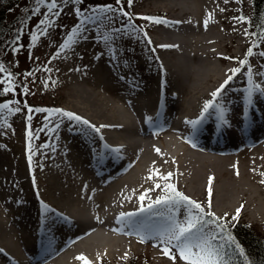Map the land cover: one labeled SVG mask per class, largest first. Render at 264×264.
<instances>
[{
    "label": "rangeland",
    "instance_id": "1",
    "mask_svg": "<svg viewBox=\"0 0 264 264\" xmlns=\"http://www.w3.org/2000/svg\"><path fill=\"white\" fill-rule=\"evenodd\" d=\"M198 1L199 14L194 19L180 9L179 0H132L131 4L128 0H120L119 4L116 0H57L55 11L60 13L58 16L49 12L50 0L2 1V4L7 5L0 25V65L6 71L0 73V80L10 73L13 84L12 91L3 93V88L7 85L0 83V104H8L10 109H21L14 113H10L8 109H0V156L7 153L9 138L13 141V146L10 145L12 149L14 147L21 152L22 171L24 170V174H20L12 182V186L5 189L4 196L10 197L14 206V200H18L31 206L30 210L35 215L46 210L43 203L48 199L56 207L70 211L69 201L46 184L50 166L65 167L75 157L85 159V165L92 167L89 160L95 154L99 160L106 157L112 162L113 158L103 149L104 144L116 143L119 137L139 139L140 152L145 148H166L169 143L165 137L167 131L179 144L195 147L210 158L227 156L235 150L233 136H216L210 140L212 148L205 150L195 146V143L197 138L205 140L207 130L217 118L215 112L224 108L221 102L234 101L239 107L245 108L249 105L246 101V89L250 87V81L264 86V56L260 55L264 52V39L258 37L255 42L244 34L245 30L249 33L248 22L253 12L250 0H228L227 3L225 0ZM107 5H111L113 11H99ZM123 13L129 15L125 16ZM239 16H244L247 20L241 22L236 19ZM146 17L158 18L163 23H153ZM205 19H208L207 26L203 23ZM41 21L44 23L41 24ZM42 29H47L43 35L40 34ZM33 34L38 38L33 39ZM188 35L196 37L193 40V52L187 56L190 72L199 65L204 69L215 66L218 72L210 76L209 80L205 78L206 81L196 82L192 80L193 72L184 81L185 86H193L191 89H174L171 65L180 52L177 47L161 46ZM69 36H73L72 41H68ZM66 41L69 47H61ZM253 45H256L253 47V54L245 56L247 49ZM106 53L115 56L112 58ZM105 57L116 62L115 64L119 63L122 69L107 66L101 59ZM240 60H246V64L241 66ZM234 68H240V71L213 100L211 93L232 75L230 70ZM148 86L153 91L154 98L147 102L146 111L157 114L156 111L162 109L166 111L165 115L160 113L157 118L168 115V120L178 115L184 116L187 121L199 119L200 123L197 125H188L194 136L183 133L171 121L161 124L154 122L149 126L130 129L118 123L120 121L116 109L131 111L135 115L129 101L139 102L145 99V88ZM251 99L253 107L250 105L247 108L252 115L257 111L264 114L260 93L254 94ZM179 100L183 103L179 104ZM210 100H213V106L201 118L203 106ZM29 108L46 111L30 112ZM55 109L74 113L89 124L69 120L53 111ZM242 116L245 118L242 122L247 124L246 117L249 116L237 113L234 117L225 116L229 122L227 125L233 124L237 130L234 123L237 122L236 118ZM248 126L242 128L247 134L246 144L254 147L255 144L262 143L264 131L256 136ZM95 128H99V132ZM90 139L96 144H90ZM100 143H104L103 148ZM91 145L92 148L97 147L94 152L89 151ZM59 148L63 151L61 158L56 155ZM113 150V153H118L116 148ZM102 177L97 176V180H102ZM178 177L180 176L169 177L155 193V199L167 192L166 184H171L180 193L200 203L205 212L213 213L216 218L222 217L223 220H218L217 223L225 224V229H216L215 234L216 243L223 245V256L231 255L232 251L237 250L235 245V249L232 246L234 240L231 232L236 225L244 226L264 242V217L253 213L260 201L264 200V187H255L261 193L246 205L248 214L242 216L240 213L238 219L232 220L236 209H220L215 206L213 199L203 198L190 191L186 179H177ZM33 179L41 187L37 196L31 193L35 191ZM10 206L16 211L15 215L20 217L19 208L12 207V204ZM157 211L160 215L143 213L130 218L128 224L144 227L140 232L142 234L119 233V238L127 240L125 244L119 243L118 251L113 255L105 250L102 253L110 260V264H186L178 254L175 261L164 256L163 245L154 233L166 227L169 218L177 222L183 220L188 214L187 207L156 205L153 213ZM205 219L210 220L212 217L206 216ZM26 225L34 231L36 226L40 228L44 223L39 220L31 223L28 220ZM156 225L157 229L154 228ZM211 227L215 228V225ZM73 231V227L65 226L63 233L70 236ZM92 234L85 230L70 246H75L77 241ZM59 242L60 240L55 242L54 246ZM172 251L175 253L174 249ZM93 264L104 263L95 259Z\"/></svg>",
    "mask_w": 264,
    "mask_h": 264
},
{
    "label": "bare ground",
    "instance_id": "2",
    "mask_svg": "<svg viewBox=\"0 0 264 264\" xmlns=\"http://www.w3.org/2000/svg\"><path fill=\"white\" fill-rule=\"evenodd\" d=\"M178 6L192 19L199 14L200 3L198 0H179ZM195 38L188 35L183 38H175L171 44L163 43V46L177 47L180 52L171 65L174 89L176 87L181 90L191 89L193 86H185L184 81L193 72H195L192 76L193 82L203 81L205 78L209 80L210 76H214L218 72L215 66L204 69L202 65L190 72L191 66L187 56L193 52ZM106 54L112 58L115 56L111 53ZM101 59L109 67L122 69L119 63L115 64L116 62L114 63L108 57ZM141 85L143 86V84ZM145 89V99L139 102L129 101V105L136 112L135 115H132L131 111L125 112L124 109H116L119 114L120 122L118 123L122 127L130 129V127L146 126L150 121V114L145 107L147 102L152 101L154 97L149 86ZM260 100L264 107V94H260ZM178 102L179 104L183 103L180 100ZM221 105L224 108L215 112L217 118L211 123L207 130L208 135H205L204 139L210 141L213 137L220 135L223 137L233 136L235 150L227 156L210 158L195 147L179 144L167 131L165 137L169 141L166 144L167 147L169 146L168 148L151 150L145 148L140 152L141 141L139 139L119 137L113 144L100 143V147L103 148L104 144L103 149L111 156L110 158H113L110 163L106 162L107 159L103 157L99 160L95 154V157L89 160L92 167L85 165V159L81 160V158L76 159L75 157H72L65 167L51 165L46 184L55 192H60L63 199L69 201L70 211L56 207L46 198L47 201L43 203V206H47L46 210L34 215L30 210L31 206H26L13 199L15 206L20 210V217L15 215L16 211L10 208L11 204L12 207H15L11 198H6L4 194L5 189L10 188L12 182L20 174H24V170L22 171L20 150L14 147L12 149L10 145L13 146V141L7 138L10 144L9 148H7V153L0 156V264H84V261L77 259L81 255L86 258L89 264H93L95 259L101 263L110 264V260L102 253L105 250L113 255L118 251L119 243L125 244L127 240L119 238V233L142 234L139 226L133 223L128 224L131 221L129 218L118 220L120 214L135 213L133 216H138L148 213L141 212L139 209L142 204L146 207L155 201V193L168 180L162 179L161 176H166L168 173H171V176H180L177 179H186L187 188L190 191L202 195L203 198L213 199L215 206L220 209L226 210V208L232 207L233 211L243 206L240 213L242 216L247 215L246 205L250 200H253V197L255 198L261 193L255 187L258 185L264 187V183L261 182L264 181V141L255 144L254 147H249L245 141L247 134L242 129L248 126L242 122L245 118L243 116L236 118V130L233 126L222 124L220 115L223 112L224 117L226 115L234 117L237 113L249 116L246 119L252 126V132L259 136V128L264 130V114L257 111L255 115H252L250 109L247 108L250 105L247 104V107L241 108L234 101L231 103L223 101ZM251 106L253 107L252 103ZM159 121L161 123L171 121L183 133L194 136V132L190 131L191 128L188 126L189 123H186L187 119L184 116H174L172 120H161L160 118ZM220 127L224 128L218 135ZM90 140H88L90 144H96L95 141ZM203 143L206 144L207 141H203ZM195 144L205 150L200 139ZM92 146L89 148L90 152L97 149ZM114 148L118 153H113ZM62 153V149L59 148L56 152L57 157L61 158ZM53 160L56 159L53 157ZM106 171L111 174L108 175ZM104 172L107 177L97 180L96 175ZM149 176L151 179L148 178ZM210 177L212 178L211 184H209ZM33 183L35 191L32 189L31 193L37 196L41 187L36 179H33ZM157 184L160 187L157 188ZM209 188L211 196H209ZM141 195H145L143 201L139 199ZM39 197L42 198L41 195ZM255 209L253 213L256 216L258 213L260 217H264V200H261ZM28 220L31 223L34 220L37 223L39 220L44 225L40 228L36 226L32 231L26 225ZM65 226L73 227L74 233L70 236L63 233ZM154 228L157 229L158 225ZM85 230L93 234L80 242L77 241L75 246H70V243L78 240L79 235L84 234ZM59 240V244L54 246V243ZM127 250L130 253V250Z\"/></svg>",
    "mask_w": 264,
    "mask_h": 264
},
{
    "label": "snow or ice",
    "instance_id": "3",
    "mask_svg": "<svg viewBox=\"0 0 264 264\" xmlns=\"http://www.w3.org/2000/svg\"><path fill=\"white\" fill-rule=\"evenodd\" d=\"M40 2H43V0H40ZM116 2L119 4L120 0H116ZM227 3L228 0H225ZM240 2V0H238ZM128 3L131 4L132 0H128ZM49 12H51L53 15H60L58 11H55L57 9V0H50V3L48 5ZM99 11H113L111 5L105 6V8L100 9ZM122 11V10H121ZM223 11V9H221ZM125 16H128V13H123ZM150 19L153 23L159 24L163 23L162 20L158 18H145ZM236 19H238L241 22H245L247 20L244 16H239ZM51 23V20L49 21ZM44 22L41 21V24ZM205 26L208 24V19H205L203 21ZM47 29L41 30V35L44 34V32ZM118 31V29L116 30ZM246 36L253 35L251 33H248L247 30H245L244 33ZM261 39H264V33L260 34ZM38 37L33 34V39H37ZM73 36L68 37V41H72ZM151 42V41H149ZM256 45H253L252 47H249L245 53V56H251L253 54V47ZM63 48L69 47V43L66 41L63 45H61ZM165 47V46H161ZM59 55V53H57ZM261 56H264V52L260 53ZM239 64L241 66L246 64V60H240ZM6 69L3 67V65H0V73H4ZM232 75H229L227 79L224 80V82L220 85L219 88H217L214 92L211 93V96L213 97V100L221 94L222 90L225 88L226 85L229 84V82L233 79V77L236 75L237 72L240 71V68H234L230 70ZM251 69H249V72ZM32 73H29L31 75ZM11 74L9 73L8 76L4 77L3 80H0V83L6 84L7 86L3 88V93H8L12 91V84L13 82L10 79ZM247 97L246 101L249 105L252 103V96L256 93L264 94V86H262L259 83H252L250 81V87L246 89ZM213 100L205 102L202 112H201V118L203 117L204 113L208 111L210 107L213 106ZM27 107V105H25ZM0 109H8L10 113L19 112L20 108L10 109L8 104H0ZM31 111H46L45 109H28ZM57 113H60L62 116L67 117L69 120L76 121L83 123L85 125H88L89 122L87 120H82L81 117L75 115L71 112H64L60 109L53 110ZM31 117H29L30 119ZM221 122L224 125H227L229 122L224 117L223 112H221L220 115ZM186 123L192 124L193 126L200 123V120H194V121H186ZM103 127V126H101ZM51 130V129H50ZM99 128H95L96 132H99ZM30 135V133H29ZM43 147V146H42ZM159 151V150H157ZM31 157H29V160ZM238 174V173H237ZM172 174L168 173L166 176H161L162 179L167 180ZM151 179V176L148 177ZM212 178H209V184H211ZM264 183V181H261ZM156 187H160L159 184L156 185ZM165 188L167 189V192L162 194L161 196H158L155 201H152L149 203L146 207L142 204L139 211L141 212H148L150 215H160L159 211L153 213V209L156 205H169L171 204L173 207L184 205L187 207L188 214L184 217L183 220L177 222L175 219L169 218V221L167 223V226L164 227L161 230H157L154 235L157 239H159L162 247L163 255L166 257H169L170 259H173L175 261L176 254L179 255V258L186 262V264H225L224 262V256L221 253V249L223 248V245H219L216 243L217 241V235L216 229H219L223 231L225 229V224L223 223H217L218 220H223V218H216L214 217L213 213L205 212L203 206L194 201L191 200L189 197L185 196L183 193H180L175 189V187L171 184H166ZM154 190V189H150ZM209 196H211V189L209 188ZM141 201L145 199V195H141L139 197ZM210 206V204H209ZM44 207H47L46 205ZM243 206H241L242 208ZM241 208H238L236 210V214L232 217V220H236L239 217ZM135 215V213H121L118 220H122L123 218H131V216ZM227 215V214H225ZM212 217V219H205V217ZM212 225H215V228L211 227ZM141 242H143V238H141ZM175 250V253H173L172 250ZM237 249H239V246L237 245ZM241 254H243L241 252ZM77 259L84 261V264H89V262L86 260V258L81 255L77 257ZM247 264V262H245Z\"/></svg>",
    "mask_w": 264,
    "mask_h": 264
},
{
    "label": "trees",
    "instance_id": "4",
    "mask_svg": "<svg viewBox=\"0 0 264 264\" xmlns=\"http://www.w3.org/2000/svg\"><path fill=\"white\" fill-rule=\"evenodd\" d=\"M0 0V25L5 15V6ZM252 4V17L248 22L249 35L253 41L257 42L258 37L264 31V0H251ZM232 232V239L234 242L232 246H239V249L232 251L231 255H224L225 264H264V242L255 236L252 232L244 228V226L236 225ZM234 246V249H235ZM241 252L243 254H241ZM239 253V254H238ZM226 254V253H223Z\"/></svg>",
    "mask_w": 264,
    "mask_h": 264
}]
</instances>
